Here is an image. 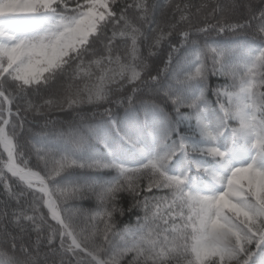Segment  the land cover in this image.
<instances>
[{"label":"snow or ice","instance_id":"obj_1","mask_svg":"<svg viewBox=\"0 0 264 264\" xmlns=\"http://www.w3.org/2000/svg\"><path fill=\"white\" fill-rule=\"evenodd\" d=\"M167 7L0 0V264H264V0Z\"/></svg>","mask_w":264,"mask_h":264},{"label":"trees","instance_id":"obj_2","mask_svg":"<svg viewBox=\"0 0 264 264\" xmlns=\"http://www.w3.org/2000/svg\"><path fill=\"white\" fill-rule=\"evenodd\" d=\"M151 3L156 5V10H155V17L156 19H163L165 22H171L174 18L178 19L179 13L177 12L175 14V17L173 16V12L175 11L174 8L172 7H167L166 5L169 4V0H150ZM173 4L175 3H180L181 6L183 4L187 3L190 5V11L193 14V19L194 20H199L201 23H203V17L207 15V13L210 11V8L208 9H203L199 14H197V8L200 6L202 3H208L209 0H172ZM221 2H229V0H221ZM161 13H165L164 16H161ZM209 22L214 23L215 19L212 17H209ZM145 28H147V25H144ZM211 40H218V41H230V40H235L240 38L237 35H234L232 33H225L223 35H218L215 32L211 33V36L209 37ZM119 43V42H118ZM141 51L144 52L145 54L147 53L146 48L142 46ZM161 53V58L166 59V53H167V46L162 45L160 49ZM155 59V57L151 58ZM224 83V79L217 77L215 75H210L209 76V91H208V99L210 102L215 101V95L213 93V89H215L218 85ZM114 110L120 111L122 113V109L117 108V106L113 105ZM103 108L96 109L92 105H83L81 108L77 109V112H79L81 115L84 116L85 120H91L92 119V114L93 112H102ZM53 119H59L62 121H67L70 119H78L76 112H72L71 110H66L64 112H56L51 114ZM30 119H33L34 121L37 122L35 126H33V131L34 132H40L42 130L41 126L43 124V117L40 116H31L30 114ZM95 119H99V115L95 117ZM34 162V161H33ZM104 174H109V173H104ZM111 175H114V173H110ZM154 192L156 191L155 189L153 190ZM162 194V193H159ZM147 195H151V193H147ZM6 197L3 195L2 188H0V210H2L5 207V201ZM132 202L133 198L128 194V193H121V199L119 201V204L122 208L125 209L124 215H119L117 214L115 219L117 221V226L121 227L125 224H131L134 225L136 222V216L137 215H142L143 213L138 209L132 207ZM76 204L83 206L84 208H89L90 206L94 205L95 200L94 198H85L83 200H79L75 202ZM8 209H9V214L11 213V209L14 206L11 202L8 203ZM128 209H131L129 211ZM77 223H82V220L80 218H77ZM11 228V225H8ZM33 239H35V234L33 233L32 236ZM118 242V238H117ZM47 251V249H44ZM59 256L55 257H50L49 259H55L57 262L59 261ZM70 258V257H69ZM131 257H126L121 264H127V261Z\"/></svg>","mask_w":264,"mask_h":264}]
</instances>
